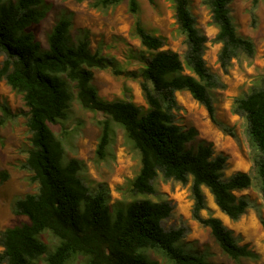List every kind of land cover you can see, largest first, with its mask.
I'll list each match as a JSON object with an SVG mask.
<instances>
[{"label":"trees","instance_id":"obj_1","mask_svg":"<svg viewBox=\"0 0 264 264\" xmlns=\"http://www.w3.org/2000/svg\"><path fill=\"white\" fill-rule=\"evenodd\" d=\"M121 1L94 0L93 6L103 9ZM230 1L202 0L217 27L211 41L220 43L217 61L224 71L232 60L250 59L254 54L252 40L236 32ZM171 2L185 45L182 55L162 49L163 39L147 31L139 19L138 0H127L128 11L134 17L130 34L143 48L136 57L138 68L128 70L115 57L92 51L86 34L73 41L66 17L58 18L51 27L47 48L43 49L30 26L45 16V0H0V80L21 94L27 107L29 147L22 166L36 184L35 192L17 198L12 206V211L27 221L0 231V264H68L77 256L85 259L83 264H157L146 250L159 252L174 264H212L180 245L182 227H163V220L172 210L168 201L144 198L110 204L105 185L93 192L83 182L78 174L82 162L64 159V146L51 128L59 124L64 132L73 97L82 108L106 115L98 120V158H104L111 141L112 122L120 125L138 152L139 169L129 183L133 193H155L153 180L159 174L181 184L190 180L193 218L210 229L231 258L252 255L245 245L237 243L220 218L201 217L199 212L207 209L202 187L231 220L238 219L249 206L247 198L237 196L236 191L252 186L256 180L264 199V76L260 87L232 103V111L246 121L254 175L238 171L224 178L226 155L215 154L207 140L194 143L196 129H184L174 121V110L179 107L175 92L186 90L216 122L209 91L223 84L206 66L203 54L208 38L197 28L189 0ZM94 69H109L115 75L137 80L146 109L131 99L100 97L91 82ZM0 111L1 126L14 114L5 102H0ZM261 223L264 228V219ZM44 231L57 238L51 249L40 238Z\"/></svg>","mask_w":264,"mask_h":264},{"label":"rangeland","instance_id":"obj_2","mask_svg":"<svg viewBox=\"0 0 264 264\" xmlns=\"http://www.w3.org/2000/svg\"><path fill=\"white\" fill-rule=\"evenodd\" d=\"M94 0H45V16L30 26L35 39L43 49L47 48V34L60 17L70 20V37L73 41L86 34L92 51L113 56L125 69H137L136 58L142 51L138 38L130 34L134 17L128 11L127 0L119 4L98 9ZM139 19L144 28L163 39L162 49L177 51L182 55L185 45L183 36L175 21L171 0H138ZM189 9L195 18L197 28L208 41L205 44L204 60L212 72L223 84L210 89L209 94L214 106L216 122H212L203 105L192 98L186 90L175 92L178 108L174 110V121L182 128L193 126L199 140L211 142L215 154L226 155L224 178L238 171L250 172L252 160L246 133V121L243 116L232 111L233 100L242 97L252 88L260 87L264 76V0H231L230 15L236 32L252 40L254 54L250 59H234L224 71L217 61L220 43L211 39L217 27L211 22L210 11L202 0H189ZM3 57L0 56V66ZM188 73V70H184ZM92 84L100 97L106 100L131 99L141 108L147 104L141 92L139 82L115 75L109 69H94ZM125 86L128 88L124 91ZM0 102L10 107L14 116L0 126V231L5 227L26 222L23 215L15 214L12 206L17 198L36 190V184L29 179L30 173L22 164L29 147V133L26 127L27 107L21 94L16 93L0 80ZM1 116V111H0ZM106 115L100 111H91L80 106L75 97L70 101L68 118L63 123L52 125V131L64 146V159L77 158L82 162L79 176L91 191L105 185L109 192V203L116 200L135 199L166 200L171 206L170 215L163 220L165 229L182 227L184 229L180 245L187 251L204 256L212 264H264V199L257 187V181L246 189L236 191L237 196L247 198L249 206L236 220H231L222 213L213 201L206 187H202L207 209H202L201 217L216 216L231 230L239 245H245L252 252L251 256L233 259L228 256L215 241L210 229L192 216L193 198L189 180L181 184L165 180L160 174L153 180L155 193H133L130 180L139 169V154L126 139L119 124L112 122L113 135L103 159L95 153L100 125L98 120ZM6 175L3 177V175ZM40 238L51 249L57 242L49 231H44ZM0 246V250H1ZM147 255L157 264H174L159 252L146 250ZM84 258L77 256L68 264H83ZM41 264H44L42 261Z\"/></svg>","mask_w":264,"mask_h":264},{"label":"crops","instance_id":"obj_3","mask_svg":"<svg viewBox=\"0 0 264 264\" xmlns=\"http://www.w3.org/2000/svg\"><path fill=\"white\" fill-rule=\"evenodd\" d=\"M188 73H189V71H188Z\"/></svg>","mask_w":264,"mask_h":264}]
</instances>
